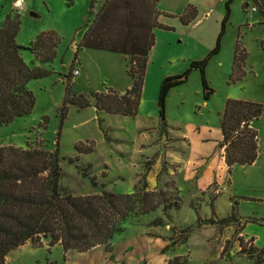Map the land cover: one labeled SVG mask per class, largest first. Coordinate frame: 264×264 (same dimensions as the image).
<instances>
[{
  "label": "rangeland",
  "instance_id": "1",
  "mask_svg": "<svg viewBox=\"0 0 264 264\" xmlns=\"http://www.w3.org/2000/svg\"><path fill=\"white\" fill-rule=\"evenodd\" d=\"M103 1L97 0L94 12ZM187 1H190L187 6L192 4L197 8L198 17L211 9L212 14L198 27L199 24L184 25L180 21L179 15L187 6L178 14L165 12L172 15H164L170 23H163L168 28L154 31L155 45L149 54L139 115L131 117L98 111L92 96L110 88L121 92L131 85L127 73L130 57L83 48L75 61L86 24L93 17L92 0H26L21 10L14 7V0H0V26L8 15L20 14L18 43L25 47L22 55L26 63L53 70L48 76L30 81L36 105L32 113L0 128V147L44 146L52 151L59 148L64 172L61 184L76 195L96 193L102 188L132 193L135 186L142 187L158 171L160 188L176 192L174 180L167 175V161H161L159 169L152 170L162 146L174 138L173 133L164 135L165 127L161 124L158 106L161 83L165 77L182 74L192 61L206 58L215 48L229 1L231 14L221 49L205 68L213 93L205 99L202 73L193 70L185 83L169 92L165 123L174 133L179 132L178 128L187 133L200 150H212L213 140L221 136V113L227 99L264 103V15L254 0H200L199 4L196 3L199 0ZM175 2L160 0L159 3L162 8L174 11L171 8ZM253 7L257 10L253 11ZM174 18L179 19L176 24ZM49 31L58 35L59 43L54 60L44 63L27 47L38 35ZM213 33L217 34L213 36ZM209 40H214L212 48H207ZM238 42L247 56L244 75L232 80ZM76 69L80 71L77 76ZM68 83L72 87L71 102L66 105L68 114L58 137L59 109L64 105ZM79 95L87 97L90 106L80 108L75 98ZM45 117L48 121H44ZM255 124L259 134L256 163L233 168L228 175L230 183L217 199L221 213L231 209L233 202L235 215L215 218L214 202L221 194L218 185L196 197L191 184L182 185L181 209L170 210V218L163 208L131 218L126 231L115 237L110 248L96 246L85 253L70 251L65 255L62 246L49 247L47 239H42L41 247L29 241L8 257V264H255L242 248L264 247V112ZM142 131L154 137L159 150L155 154L149 150V160L138 154L139 144L147 143L143 141ZM80 142L86 146L94 142L95 151L79 154L76 145ZM76 157L77 161L70 162ZM137 157L141 158V166L136 170ZM80 170H87L89 177ZM92 177L96 178L98 187L93 186ZM167 184L170 186L166 187ZM159 219L164 223L159 225ZM245 226L246 233L255 237L256 245L253 238L241 235Z\"/></svg>",
  "mask_w": 264,
  "mask_h": 264
},
{
  "label": "trees",
  "instance_id": "2",
  "mask_svg": "<svg viewBox=\"0 0 264 264\" xmlns=\"http://www.w3.org/2000/svg\"><path fill=\"white\" fill-rule=\"evenodd\" d=\"M152 1V2H151ZM160 0H104L100 9L94 12L97 0H92L86 30L77 48L98 49L129 56L127 73L132 79L131 87L124 93L112 88L93 93L98 111L137 117L143 97L149 54L155 45V28H168L160 22L161 15H168L159 9ZM264 15V1L254 0ZM246 3L245 7H248ZM230 1L222 21V29L215 48L202 60H194L182 74L165 77L158 97L160 118L165 123L166 100L169 92L185 83L193 70L199 69L205 90V99L213 93L205 77L209 59L219 53L226 24L230 19ZM198 17L197 8L190 4L179 15L184 25L193 23ZM20 14H10L0 26V128L19 117L32 113L36 96L30 89L33 79L43 78L53 70L26 63L18 43ZM59 37L49 31L38 35L27 49L44 63L54 60ZM247 53L238 42L235 49L232 80L244 75ZM70 82V81H69ZM72 87L67 86L66 98L60 111L62 133L67 117V103L71 102ZM80 108L90 106L84 95L75 96ZM264 112V103L253 100L227 99L221 113V126L225 146L226 162L233 165H251L259 156L258 131L255 122ZM48 121V118H44ZM79 154L95 151V143L76 145ZM79 157V156H78ZM70 159L74 163L79 158ZM91 167L93 165L89 164ZM89 177L87 170H80ZM231 172V170H229ZM64 172L61 166L59 148L50 150L44 146L0 147V264H7V257L14 250L31 241L43 246L42 239L49 241V247L60 245L65 255L70 251L85 253L96 246L110 248L117 235L126 231L128 221L133 217L148 215L163 208L169 218V211L182 207L181 193L164 188L149 190L147 182L142 187L135 186L132 193H121L102 188L88 195H76L61 184ZM98 187L95 177L91 178ZM170 186L169 184L166 187ZM164 220L159 219L158 224ZM255 264H264V247L242 248Z\"/></svg>",
  "mask_w": 264,
  "mask_h": 264
},
{
  "label": "crops",
  "instance_id": "3",
  "mask_svg": "<svg viewBox=\"0 0 264 264\" xmlns=\"http://www.w3.org/2000/svg\"><path fill=\"white\" fill-rule=\"evenodd\" d=\"M160 2V1H159ZM190 1L187 0H176L175 6L172 7L174 11H169L164 8H162L161 3L160 4V9L163 12L167 13H173V14H178L184 10V8L187 6V3ZM200 0L197 1L196 3L199 4ZM103 3H101L102 5ZM249 4V3H248ZM101 7V6H100ZM100 9V8H99ZM210 14H212V9L210 11H207L204 14H200L199 17L191 23L192 25L200 27V25H203L208 17H210ZM174 23L175 21H179V19L174 18ZM160 22L162 23H170V20L165 17L164 15H161L159 17ZM176 24V23H175ZM156 29V28H155ZM217 33H213V36ZM210 42L208 43L207 48H212L214 45V40H209ZM154 48V46H153ZM152 51V49H151ZM150 51V52H151ZM124 56V55H123ZM125 58V56H124ZM150 58V55H149ZM132 84V83H131ZM131 87V85H129ZM129 86L126 87V89H122L121 93H124ZM105 112V111H102ZM107 113V112H106ZM110 114V113H108ZM113 115H119V114H113ZM256 123V122H255ZM256 125V124H255ZM157 128V127H156ZM222 129V126H221ZM145 130V129H143ZM165 133L164 135L168 133H173L174 138L173 140L169 141V143L165 144L162 146V149L160 151V156L159 158L155 161L154 168L152 170H157L160 167L161 161L165 160L167 161L169 165V169L167 170V175L171 176V178L174 180V185L175 187L178 188V190L181 192L182 185H188L191 184L193 190L194 197L198 193H202L203 191H207L214 185L219 186V190L221 194L217 196L214 202V208H215V218H228L233 215H235V210H234V204L230 203L231 209L227 208V211L225 213H221L219 211L218 205H217V199L221 197L224 194L225 190V185L230 183V178L228 177L229 175V170H232L235 168L237 165L240 164H235L232 166V168H229V165L226 162V157H225V146H222V142L224 139L223 135V130L221 132L220 139L213 140L214 142V148L212 150H200L199 147L197 148L196 142L193 141V143L190 141L188 138L187 133L182 131L180 128H178L179 132H175L172 128L167 126L164 128ZM146 131V130H145ZM145 131H142L143 134H145ZM142 134V135H143ZM147 137V138H146ZM143 141H147L146 145L144 144H139L138 146V154L140 156H144L148 159L147 153H150L149 150H153L151 153L155 154L158 150L155 146V142H153L154 137L153 136H147V134L143 135ZM165 138V137H164ZM193 144V145H192ZM151 154V155H152ZM147 155V156H146ZM141 158L137 157L135 158V161L137 164H135V169L137 170L140 168L141 164L140 161ZM256 163V161L254 162ZM253 163V164H254ZM251 164V165H253ZM245 166V165H241ZM151 170V167L148 169ZM227 173V175H225ZM159 174V171L154 174V176H149L148 179V189L149 190H157L159 189L161 185V180L157 178V175ZM231 201V198H230ZM263 226V224H261ZM247 226V225H246ZM246 226L243 229V232L241 235L245 236L246 238L250 237L253 238L252 235H248L246 233ZM255 238V237H254ZM253 238V239H254ZM255 243V239H254ZM256 245V243H255ZM22 247V246H21ZM17 250V249H16ZM15 251V250H14ZM13 251V252H14ZM12 252V253H13ZM10 253L8 257L12 254ZM8 257H7V264H8Z\"/></svg>",
  "mask_w": 264,
  "mask_h": 264
},
{
  "label": "built area",
  "instance_id": "4",
  "mask_svg": "<svg viewBox=\"0 0 264 264\" xmlns=\"http://www.w3.org/2000/svg\"><path fill=\"white\" fill-rule=\"evenodd\" d=\"M25 2H26V0H14V7L17 10H21V9H23ZM252 10L256 11L257 8L253 7ZM78 74H80V71L78 69L74 70V75L77 76Z\"/></svg>",
  "mask_w": 264,
  "mask_h": 264
}]
</instances>
